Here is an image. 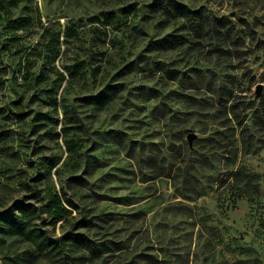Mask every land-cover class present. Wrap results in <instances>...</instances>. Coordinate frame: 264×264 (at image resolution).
Here are the masks:
<instances>
[{"label": "rangeland", "instance_id": "374dc122", "mask_svg": "<svg viewBox=\"0 0 264 264\" xmlns=\"http://www.w3.org/2000/svg\"><path fill=\"white\" fill-rule=\"evenodd\" d=\"M178 1L0 0V264H264V0Z\"/></svg>", "mask_w": 264, "mask_h": 264}, {"label": "trees", "instance_id": "16d2710c", "mask_svg": "<svg viewBox=\"0 0 264 264\" xmlns=\"http://www.w3.org/2000/svg\"><path fill=\"white\" fill-rule=\"evenodd\" d=\"M19 0H5V4L9 6H17ZM150 10L153 12H160L165 16H171L176 20H181L185 22V19L191 18L192 14L197 13L195 10H188L183 2L178 0H152L149 5ZM115 17L114 14L109 13L108 18ZM109 20V19H108ZM106 19V22L108 23ZM180 35H176L178 38ZM177 42V41H176ZM84 60L77 61L71 68L75 71L79 70L84 65ZM261 106H262V116H264V96L261 98ZM31 195L36 198V200H40V207L44 209L47 215L51 218L52 222L55 223L59 220H67L68 216L71 215L72 209L64 204L61 200L58 193H52L44 198L39 189L37 187L33 188ZM17 210L20 212L15 213L11 212L8 214V219L11 221V229L16 233H31L32 229L24 227L25 222L23 221V217L31 218L34 216V208H32L31 204L25 203L24 199H20L16 201ZM79 236H81V240L86 242L85 236L83 232H77ZM86 244V243H85Z\"/></svg>", "mask_w": 264, "mask_h": 264}, {"label": "water", "instance_id": "95a60500", "mask_svg": "<svg viewBox=\"0 0 264 264\" xmlns=\"http://www.w3.org/2000/svg\"><path fill=\"white\" fill-rule=\"evenodd\" d=\"M260 92H261V84H259V85L257 86V89H256V96H258V95L260 94ZM191 134H192V133H189V135H188L189 138H191Z\"/></svg>", "mask_w": 264, "mask_h": 264}]
</instances>
